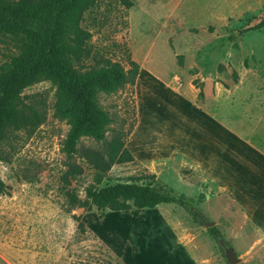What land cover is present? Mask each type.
I'll return each instance as SVG.
<instances>
[{
  "label": "rangeland",
  "instance_id": "obj_1",
  "mask_svg": "<svg viewBox=\"0 0 264 264\" xmlns=\"http://www.w3.org/2000/svg\"><path fill=\"white\" fill-rule=\"evenodd\" d=\"M262 19L264 0H133L130 8L118 0H97L82 22L91 33L84 63L108 58L128 68L130 57L143 68L137 98L128 85L98 94L112 118L105 139L116 130L128 139L139 104L138 148H187L192 135H202L198 126L206 120L207 110L194 100L198 86L207 105L225 111L226 122L239 133L250 128L234 119L242 111L260 113L258 120L264 121V25L252 28ZM16 52L13 41L1 38L0 67ZM23 95L42 104L46 116L32 134L17 132L11 161H0L8 186L0 194V264H228L221 241L233 247L241 264H264V237L224 191L179 157L149 166L116 162L103 181H154L157 171L156 181L190 197V210L214 221L221 239L176 203L124 211L68 208L66 190L83 198L94 182V169L81 152L104 144L82 137L79 151L68 157L62 150L68 125L53 110L55 87L40 81ZM204 96L198 101L205 102ZM69 163L80 171L66 174Z\"/></svg>",
  "mask_w": 264,
  "mask_h": 264
},
{
  "label": "trees",
  "instance_id": "obj_2",
  "mask_svg": "<svg viewBox=\"0 0 264 264\" xmlns=\"http://www.w3.org/2000/svg\"><path fill=\"white\" fill-rule=\"evenodd\" d=\"M118 1L125 8L133 5V0ZM96 2L0 0V39L9 38L17 46V52L0 67V161H11L17 132L32 134L44 122L45 108L38 101L29 100L23 91L34 83L48 81L55 87L54 115L68 125L62 144L66 155L70 157L79 151L77 145L82 137L104 144L103 149L87 148L81 152L94 169V182L84 188L83 198L75 191L66 190L68 208L124 211L176 203L197 217L190 210L192 199L157 182L154 174H151L154 181H142L141 177L131 181H103L113 163L135 162V159L125 146L120 130L114 131L109 140L105 139L112 118L99 105L97 97L100 92L109 94L126 85L133 87L139 64L130 57L127 58L128 68L108 58L93 65L84 63L91 53L88 45L91 33L82 22L84 14ZM263 25L264 19L252 28ZM178 58L181 64L182 56ZM198 88L197 97L201 99L203 90L201 86ZM68 166L66 174L80 171L77 165L69 163ZM7 192L8 186L0 177V194ZM72 217L84 230L80 218ZM207 230L214 238H222L217 227Z\"/></svg>",
  "mask_w": 264,
  "mask_h": 264
},
{
  "label": "crops",
  "instance_id": "obj_3",
  "mask_svg": "<svg viewBox=\"0 0 264 264\" xmlns=\"http://www.w3.org/2000/svg\"><path fill=\"white\" fill-rule=\"evenodd\" d=\"M142 70L140 66L134 84L135 96L137 85L142 80ZM216 89L219 90V86L216 85ZM194 100L200 110H207L206 120H202L203 122L198 126V129L203 130L202 135H192L191 145L187 148L178 146L171 150L155 148V151L151 152L138 148L135 138L139 137L138 129L141 125L139 104L138 120L129 133L125 146L136 161L146 166L152 162L179 157L190 169L200 172L217 188L224 191L264 237V121L258 120L261 119V114L248 115L242 111V114L234 116L236 121L242 118L240 125L245 124L250 127L246 133H239V127H233L226 122L228 114L225 111L222 114L219 106L215 107L210 103L207 105L205 101L207 96H204L205 102H199L197 94ZM154 174L158 178V172L155 171ZM162 204L168 203H160L153 208H158Z\"/></svg>",
  "mask_w": 264,
  "mask_h": 264
},
{
  "label": "water",
  "instance_id": "obj_4",
  "mask_svg": "<svg viewBox=\"0 0 264 264\" xmlns=\"http://www.w3.org/2000/svg\"><path fill=\"white\" fill-rule=\"evenodd\" d=\"M194 213L197 215V217L199 218V220L202 222L203 226L208 228V227H212L214 226L215 222L208 220L206 218H204L202 215H200L199 213H197L196 211H194ZM220 244L223 247L224 250V255L227 259L228 264H238L241 263L240 259L238 258L236 252L234 251L233 247L230 245H225L222 241L220 242Z\"/></svg>",
  "mask_w": 264,
  "mask_h": 264
}]
</instances>
